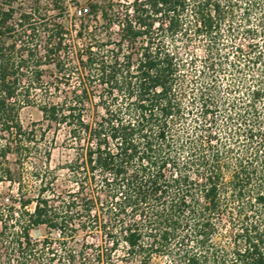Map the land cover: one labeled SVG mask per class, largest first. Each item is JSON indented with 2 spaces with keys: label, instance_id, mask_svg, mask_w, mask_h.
Wrapping results in <instances>:
<instances>
[{
  "label": "trees",
  "instance_id": "trees-1",
  "mask_svg": "<svg viewBox=\"0 0 264 264\" xmlns=\"http://www.w3.org/2000/svg\"><path fill=\"white\" fill-rule=\"evenodd\" d=\"M2 184L0 264H264V0H0Z\"/></svg>",
  "mask_w": 264,
  "mask_h": 264
},
{
  "label": "rangeland",
  "instance_id": "rangeland-1",
  "mask_svg": "<svg viewBox=\"0 0 264 264\" xmlns=\"http://www.w3.org/2000/svg\"><path fill=\"white\" fill-rule=\"evenodd\" d=\"M79 6H83L86 3V0H78ZM74 13L73 9L70 10V15ZM66 26H69V20L65 22ZM20 120L25 128H29L33 123L41 121V115L40 113L34 109V108H25L20 112ZM53 137V134L49 135V138L51 139ZM54 137H56V145L55 148L52 151V156H51V167H55L56 165L62 163L65 161L68 157L66 156L67 154L69 157H71V153L64 152L61 148L60 145L62 141L65 138L64 130L58 132V134H54ZM14 190L16 187H9L8 184H2L0 186V191L6 192L8 190ZM43 229L40 230V234L36 233V235H44Z\"/></svg>",
  "mask_w": 264,
  "mask_h": 264
}]
</instances>
